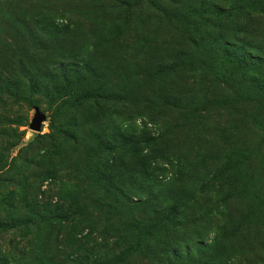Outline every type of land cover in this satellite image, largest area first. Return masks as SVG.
I'll use <instances>...</instances> for the list:
<instances>
[{"label":"rangeland","instance_id":"rangeland-1","mask_svg":"<svg viewBox=\"0 0 264 264\" xmlns=\"http://www.w3.org/2000/svg\"><path fill=\"white\" fill-rule=\"evenodd\" d=\"M0 264H264V0H0Z\"/></svg>","mask_w":264,"mask_h":264},{"label":"water","instance_id":"water-1","mask_svg":"<svg viewBox=\"0 0 264 264\" xmlns=\"http://www.w3.org/2000/svg\"><path fill=\"white\" fill-rule=\"evenodd\" d=\"M44 121V116L40 113H36L29 125V129L34 132H39L41 130V124Z\"/></svg>","mask_w":264,"mask_h":264}]
</instances>
